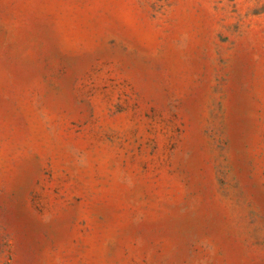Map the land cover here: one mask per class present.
Segmentation results:
<instances>
[{
	"label": "rangeland",
	"instance_id": "1",
	"mask_svg": "<svg viewBox=\"0 0 264 264\" xmlns=\"http://www.w3.org/2000/svg\"><path fill=\"white\" fill-rule=\"evenodd\" d=\"M0 264H264V0H0Z\"/></svg>",
	"mask_w": 264,
	"mask_h": 264
}]
</instances>
